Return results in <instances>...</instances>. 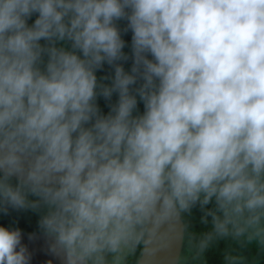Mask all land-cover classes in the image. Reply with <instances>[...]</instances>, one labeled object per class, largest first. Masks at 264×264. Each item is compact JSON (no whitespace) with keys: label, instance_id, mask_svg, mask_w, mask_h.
I'll list each match as a JSON object with an SVG mask.
<instances>
[{"label":"clouds","instance_id":"1","mask_svg":"<svg viewBox=\"0 0 264 264\" xmlns=\"http://www.w3.org/2000/svg\"><path fill=\"white\" fill-rule=\"evenodd\" d=\"M202 193L219 232L264 215V0H0V210L45 209L65 264H119ZM21 238L0 226V264H29Z\"/></svg>","mask_w":264,"mask_h":264},{"label":"trees","instance_id":"2","mask_svg":"<svg viewBox=\"0 0 264 264\" xmlns=\"http://www.w3.org/2000/svg\"><path fill=\"white\" fill-rule=\"evenodd\" d=\"M31 22V21H29ZM125 22L118 21L117 25L123 29ZM130 35L123 33L125 40L123 51L129 54L128 60L117 61L125 71L131 67L130 56ZM44 43V41H41ZM57 46H67V42L58 41ZM115 65L105 63L96 73L100 87L111 83L114 75ZM116 99L115 94L110 100L99 96L97 103L103 112L108 111V105ZM142 108V105H140ZM45 209H12L0 210V223L12 221L40 220ZM185 225L184 250L179 259V264H264V215L253 221L248 212L242 215H232L226 225L225 232H219L215 228L216 219H224V214L219 209L215 197L207 202L203 200V193L200 198L193 202L188 208L180 210ZM146 233L144 229H137V235L129 240L130 250L124 252V258L119 264H137L141 255ZM212 244V245H209ZM116 254L104 253L105 264H113ZM91 264V261H89Z\"/></svg>","mask_w":264,"mask_h":264},{"label":"water","instance_id":"3","mask_svg":"<svg viewBox=\"0 0 264 264\" xmlns=\"http://www.w3.org/2000/svg\"><path fill=\"white\" fill-rule=\"evenodd\" d=\"M40 220H16L0 226L19 229L21 244L30 255L29 264H65V253L54 235L40 225ZM185 225L180 211L162 227L146 225L144 246L137 264H179L183 250Z\"/></svg>","mask_w":264,"mask_h":264},{"label":"rangeland","instance_id":"4","mask_svg":"<svg viewBox=\"0 0 264 264\" xmlns=\"http://www.w3.org/2000/svg\"><path fill=\"white\" fill-rule=\"evenodd\" d=\"M129 245H130V243H129V241H128L127 245L124 246V247L122 248L121 252L119 253V257H120V259H122V257L124 258V252L130 250ZM209 245H212V244H209ZM120 259H119V260H120Z\"/></svg>","mask_w":264,"mask_h":264},{"label":"flooded vegetation","instance_id":"5","mask_svg":"<svg viewBox=\"0 0 264 264\" xmlns=\"http://www.w3.org/2000/svg\"><path fill=\"white\" fill-rule=\"evenodd\" d=\"M183 250H184V245H183ZM183 250H182V252H183ZM182 254V253H181ZM181 257V256H180Z\"/></svg>","mask_w":264,"mask_h":264}]
</instances>
